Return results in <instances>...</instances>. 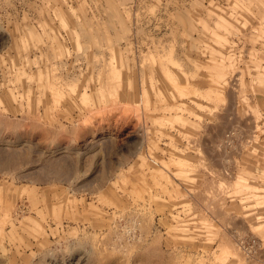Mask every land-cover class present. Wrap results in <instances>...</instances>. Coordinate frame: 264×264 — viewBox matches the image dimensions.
Segmentation results:
<instances>
[{
	"label": "rangeland",
	"instance_id": "rangeland-1",
	"mask_svg": "<svg viewBox=\"0 0 264 264\" xmlns=\"http://www.w3.org/2000/svg\"><path fill=\"white\" fill-rule=\"evenodd\" d=\"M243 2L240 22L229 0L0 9V264H264V0ZM89 29L125 53L112 95L99 66L118 58L85 53ZM157 44L189 96L149 74Z\"/></svg>",
	"mask_w": 264,
	"mask_h": 264
},
{
	"label": "bare ground",
	"instance_id": "bare-ground-1",
	"mask_svg": "<svg viewBox=\"0 0 264 264\" xmlns=\"http://www.w3.org/2000/svg\"><path fill=\"white\" fill-rule=\"evenodd\" d=\"M13 1H16V3H13ZM18 1H23V0H0V9L3 10H8L11 8H15L17 6H21L24 5V7L27 9H32L33 11H40L41 9H43L42 11L46 12V14H49L52 10L51 8H53L54 6H52L51 4L54 5H59L61 3L62 0H29V3H21ZM229 6L230 9L235 11V22H240L242 21L243 18H245V13L243 14V11H248V6L243 2V0H229ZM24 8V9H25ZM54 9V8H53ZM222 11L225 12V10L223 8H220ZM28 10V9H27ZM29 11V10H28ZM245 22V21H243ZM219 24L220 26H227L229 24H231V22L229 20L226 19V17L224 16V14H220L219 15ZM242 24V23H241ZM17 32V36L15 37V42L18 39H21L25 33L24 30L23 33L19 28H16L15 30ZM206 32H208L207 29H205ZM212 33L214 35L217 36L218 38V46L216 47V49H213L211 51V53H216V56H220V58L222 59L223 56H226L225 53L222 52V48L226 47V40L224 39L223 36H220L216 31H212ZM86 35L90 38V42L84 47V52L87 53L90 51V49L92 47H96V41L94 40L93 36L94 33L92 32L91 29L86 31ZM8 36L5 37L1 43H6V41L8 40ZM73 48L76 51H80V45L77 42V40L75 39L73 41ZM98 48L102 53H105L109 56V60H111L112 58H114L115 56L118 58V62H113V61H108L107 63H103L101 64L99 67L100 68H105L106 73H107V78H106V82H105V86L103 87L106 88L105 91H102V93H107L109 95H112L114 91H116L118 89V87L120 86V82L118 81L119 78V67L123 65V61L125 60V56H124V52H121L120 50H115L113 45L111 43H109L108 40L104 41V43L98 47ZM155 49H162L163 51V55H162V60H160L159 63H157L155 66H152L149 68L150 75L153 74H157L160 77H162L164 79V85L167 88V90L169 91L168 97H170L172 102L176 101L177 96H189V94L192 93V91L190 90V88L187 85H182L180 83H178L176 81V78L173 75H177L178 79L180 81H185L187 82V77L184 76L183 73L181 72H177L175 74H171L172 72L170 71V63H172V60L167 56L168 54L166 52H164L163 47L159 44H157L156 46H154ZM24 51V50H23ZM31 51V48L27 49L25 51V55L28 54ZM62 55L66 56L67 53L63 52L61 53ZM229 54V53H228ZM231 55H228V58H230ZM224 59V58H223ZM20 64H22L20 67L17 66H12V68H17V70L21 69V67H23L24 65H26L28 62V59L26 58H20ZM91 64H96V59H94L93 61L90 62ZM211 64H208V68L209 70H211L212 72L215 73V83H217L218 86L222 87V85L224 84L222 82V77L224 76V67H222L221 65L218 64L217 60H210ZM116 64V65H115ZM256 78L259 79H264V73L262 75L256 76ZM59 78H57L55 75L51 73L48 74V78H47V88L49 90H51L52 92L55 93V96H58V93L56 92L57 89V85L60 84V81L58 80ZM91 91H95L96 87L94 86H90L89 88ZM101 93V95H102ZM85 92L80 93L79 97H83ZM207 96V95H206ZM156 98H161L160 97V93L158 90H156ZM208 97V96H207ZM217 97H220L219 95H217ZM56 98V97H55ZM209 98V97H208ZM164 110H167L169 112H173L174 114H178L180 111H182V107L181 104L178 103H172V104H168ZM182 120L184 121V119L178 117L177 115L173 118H171V120ZM168 120V119H167ZM173 162L178 165V166H183L186 164V160L184 159H180V158H176L173 159ZM250 190L253 192L255 191V188L251 187ZM222 253H227V251H222Z\"/></svg>",
	"mask_w": 264,
	"mask_h": 264
}]
</instances>
